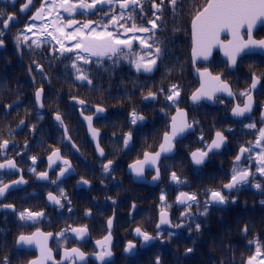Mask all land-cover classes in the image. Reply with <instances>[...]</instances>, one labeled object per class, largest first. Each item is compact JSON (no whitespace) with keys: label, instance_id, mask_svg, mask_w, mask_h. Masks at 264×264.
I'll list each match as a JSON object with an SVG mask.
<instances>
[{"label":"flooded vegetation","instance_id":"flooded-vegetation-1","mask_svg":"<svg viewBox=\"0 0 264 264\" xmlns=\"http://www.w3.org/2000/svg\"><path fill=\"white\" fill-rule=\"evenodd\" d=\"M25 2L26 0H0V31L3 32L0 39L4 41L3 46H0V81L3 82L0 89V128L5 133L1 140H9L8 148L0 150V152H3L8 158L14 159L18 169V171H14V174L0 173V176H2L4 183H11L12 180L19 179L20 175H23V178L27 181L26 184L10 189L3 198H0V203L12 204L15 208V211L0 208V260L8 257L9 264H30L31 261L38 260L41 252L36 244L17 245L16 240L20 234L32 235L39 230L45 234H53L47 240V247L51 249L52 260L45 261V264H54V262L55 264H60L64 250L73 247L80 248L86 255L85 261L78 262V264H102L95 256L101 250L96 242L103 240L110 231V248L113 256L106 258V264H155L157 256L160 257V264H164V245L167 244V239L169 238L167 234L172 232L174 233L173 236L191 237V232L187 230L186 218L181 216L186 211V205L178 203L177 199L176 202H171L170 204L167 202L168 185L167 183L164 184V161L173 157H162L159 163L160 178L155 184L150 182L155 175L154 169L150 167L146 168L144 172L146 180L142 182L136 181L134 176L128 173V165L142 157H133V160L126 165L124 163L125 157H106V151L101 140L103 131L99 125L104 122L108 111L102 105L83 99L85 96L95 94L94 91L86 89V85L91 84H88L87 81L75 80V75H62L60 76L61 79H59L61 82L59 88L51 89L49 84H46V86L36 84L35 86L33 82H30V86H35L34 89L24 92L25 79L41 80L40 76L42 74L36 73L34 76L19 74L21 68L28 65L36 67L39 65L40 67H37L39 71L48 66L54 68V66L58 65L57 68H66L70 65V59L67 57L72 54L65 53L64 56H60L59 52H56V57H53V52L60 48V45L51 36H47V32H53L54 35L59 37V34L54 32V20H59L55 27L63 26L65 32H73L76 27H80L89 21L93 22L92 26L96 27L97 30H102L107 24V30L113 31L114 35L118 32L122 39L131 40V49H133L136 46L145 48L140 41L148 39L150 34L137 31L125 33L126 25L132 22L137 28H151L147 21L155 19V17L148 16L145 18L143 14H140L137 18H133L131 14L134 15V11L128 9L123 10L124 19L120 20L119 12L122 10L114 2L103 6L98 5L95 10L85 11L77 9L72 14L65 12L62 8H57L51 12L46 8L44 19L32 21L30 19L31 16L45 0H32L30 9L26 12H21V5ZM71 2L77 3L78 0H71ZM135 8V10H138L137 8L139 7ZM110 9L111 11H109ZM57 12L59 17H57ZM105 13H108V15H105ZM114 13L117 14L119 21L115 27L109 23V16ZM9 14H14V20L10 21L8 28L5 29L2 19H6ZM69 20L77 21L78 23H75L72 28H68L67 23ZM32 23L36 24L37 27L33 28L32 31H27L26 25ZM120 25H123V27H120ZM43 28H46L47 32L41 34ZM256 31L254 33L256 39L264 38V36L261 38L256 37ZM18 35L20 37L19 48H17ZM244 36L247 38L246 32ZM25 37H28L27 43L24 42ZM136 37H139V39ZM33 40H38L40 46L37 47L35 44H31ZM63 43L66 46H70L75 41L64 39ZM29 45L31 46L29 47ZM108 59L107 56L99 58V60L96 57H91V60L98 62L100 81L104 78V64ZM80 63L82 64V62ZM15 71H18V73ZM256 75L262 76L261 74ZM88 78L93 81L91 76L88 75ZM9 79L17 80L16 85L19 89L9 92L7 83ZM251 79L252 76L250 83ZM73 80L75 86L71 83ZM101 82L103 84L105 81ZM38 89H43L41 98L43 107L36 102L35 92ZM232 90L236 94L235 100L223 98V96L218 97L223 105L227 102L229 103V117L232 121L238 123L235 126L225 122V130L222 131L228 137L227 143L221 151L211 157L210 161L206 162L209 163L214 190H221L222 188L218 189V186L223 187V184L229 181L234 167V158L239 153L240 147H247L250 143L254 144L258 130L264 128V78L261 79L259 87L254 92L252 113L242 119L233 118L231 109L236 103L243 106L245 97H241L239 95L240 92H236L233 86ZM258 92L260 97L257 100ZM9 93H12L15 98L9 100ZM96 94L104 95V92L103 90H98ZM25 95L28 97H25ZM74 99L77 101H73ZM80 100L85 102L84 105L79 104ZM218 102L209 106L217 107ZM201 103L208 105L204 102ZM97 106L103 107L105 112L96 114L95 109ZM260 111L262 116L259 115ZM57 112L64 120V126H61L55 120L54 117ZM254 114L256 118L253 117L251 120L250 118ZM86 116L93 117L91 126L100 131L99 142L105 153L103 157L98 154L95 143L89 134ZM22 120L24 121L23 125L20 123ZM249 123H255L256 128H245L244 125ZM65 126L68 130L67 135L71 137L70 141L65 137ZM229 128L232 129L231 132L227 131ZM234 135L236 136L231 138ZM73 144L76 145V148L72 147ZM226 148H228V151L223 153ZM55 149H59L61 156L71 162L73 170L66 173L56 185H53L51 180L56 179L60 168L63 167L62 162L59 160L49 167L48 157ZM76 149H79V151ZM258 151L260 149H253L250 161L247 160L250 154H244L240 167H250L253 175L249 177L248 183L238 186V190L234 191L246 189L258 191L260 189L255 187L256 184L262 185L264 182V176L256 171L255 152ZM33 156L37 158L35 164H33L31 159ZM107 160H112L113 165L112 171L105 174L102 164L106 163ZM0 162H3L2 159H0ZM178 165L182 166V163L178 162ZM192 165L194 167H202L193 163ZM33 167L36 170L35 173L30 171ZM39 172H47L49 179H38L36 173ZM121 175L124 176V179L121 178ZM125 175L129 177L128 190L124 185ZM81 178L89 183L87 185L78 184ZM169 185H177L171 183L170 176ZM58 187H62L65 190L68 200L71 201V204H69L62 199L63 208L50 202L47 198L50 191L58 194ZM119 191H128L130 201L127 203L120 202ZM181 191L196 194L194 190L178 189L177 196ZM234 191L231 193H234ZM226 193H228L227 190H225V195H227ZM161 194L165 195L164 201L160 199ZM203 203L204 201H200L201 206ZM133 205H135L134 208ZM219 206L222 205L210 207L208 213L216 211ZM69 208H71V211L68 210ZM193 208L198 210L197 213L202 211V207L193 206ZM25 209L40 211L45 215L36 222L21 221L18 213ZM162 211L169 213L171 226L161 225L158 230L157 224L160 223ZM86 212H90V215H86ZM191 212H193L192 217L195 219L198 214L194 209H191ZM109 218L113 221L110 230L107 225ZM180 223H183L182 227H174ZM80 226H86L88 229L86 237L82 240L77 239L75 234L71 232L66 233L64 238H58L55 235L63 229ZM137 227L153 236H156L157 231H159L162 239L143 245L141 238L134 231ZM129 241L136 244V249L132 253H125L124 249ZM182 245L180 247L181 254H185L186 249L192 247L191 244L187 245L185 243ZM64 264H67V261Z\"/></svg>","mask_w":264,"mask_h":264},{"label":"snow or ice","instance_id":"snow-or-ice-1","mask_svg":"<svg viewBox=\"0 0 264 264\" xmlns=\"http://www.w3.org/2000/svg\"><path fill=\"white\" fill-rule=\"evenodd\" d=\"M116 3L119 7V19H124V11L132 9L135 10V7H139L141 12H143V6L140 0H78L77 3H72L71 0H45L41 3V6L36 9L35 13L31 16L32 21L42 20L45 18V9L48 8L49 12L55 11L57 8H62L65 12L72 14L77 11V9H83L85 11L95 10L97 6H103L105 4ZM178 0H152L151 7L155 9L152 15L155 19L148 20L147 23L151 25V28L148 27H139L137 28L135 24L125 29V33L130 31H137L141 33H152L155 35V30H157L160 25L157 21L160 20L161 15L168 10V6L171 5L172 10L175 11ZM32 6V0H26L24 4L21 5L20 11L26 12ZM111 11V9L109 10ZM160 13L161 15H157ZM108 15V13H105ZM57 17L59 13L57 12ZM131 19V17H129ZM14 20V14H9L6 19H2L3 27L6 29L9 26V22ZM258 22H264V0H206V4L202 7L201 10H197L195 15L192 17L191 28H192V56L193 59L197 57H202L207 59L211 54V51L214 47L219 46L224 50L225 56L228 58V66L234 68L237 65L238 57L241 56L245 51H251L253 49H264V39H254L253 38V29ZM59 23V20L53 21L54 32L59 33V37L54 35L53 32H47L46 28L42 29L41 34L47 32V36H51L55 40L60 48L53 52V57H56V52H59L60 56H64L65 53L72 54L67 58L71 59V68L75 71V80L77 81H87L88 84H91L92 81L88 78L86 70L83 68V65H89L93 63L91 57L102 58L107 56L109 59H113V63L123 57L128 59V54L125 52V49H131V40L121 39L120 33L114 35L113 31L107 30L108 25L106 24L102 30H97L96 27H93L92 21L84 23L80 27H76L73 32H65L64 27H55ZM77 21L69 20L67 23L68 28H72ZM109 23L115 27L119 21L117 14H112L109 16ZM37 27L36 24L32 23L26 25L27 31H32L33 28ZM123 27V25H120ZM246 31L247 39L241 35V30ZM222 31H228L232 39L228 40L227 43L220 41L219 34ZM3 35V32L0 31V36ZM139 39V37H136ZM67 39L69 41H75L74 44L66 46L63 43V40ZM148 39H152L151 36ZM148 39H142L140 42L144 45L148 51L138 56L135 59H130V63L134 65L137 72L143 71L144 73L153 72L154 68L157 66V61L162 62L164 54L168 51L166 46H161L163 42L148 43ZM28 37H25L24 42L27 43ZM3 39H0V46H3ZM31 44H35L37 47L40 46L38 40L31 41ZM31 45H29L30 47ZM20 47V37L17 36V48ZM62 50V51H61ZM82 62V64L80 63ZM39 68L40 66L37 65ZM197 72L200 76V87L197 88L191 95L190 99L194 105L199 104L201 101L208 102H222L218 97L217 93H227L228 96H234V94L229 86V84L221 79L220 75H212L207 69L200 71L197 69ZM264 78V75L257 76L255 73L252 75L251 83L248 88L241 91L239 95L245 97L246 99L243 102V106L237 104L231 109L232 115L235 117H244L246 113H250L253 105V96L252 92L257 88V85L260 83L261 79ZM43 89H38L35 92L36 102L43 107L41 103ZM165 90L163 88L159 89V92L163 93ZM181 88L179 85H172L167 89L168 94L165 97V100L169 102L170 107H175V115H171L168 122V130L165 131L162 135V141L159 145V150L154 152H144L141 159H136L133 163L129 164V170L135 174L136 177H142L144 175L146 167L154 169L155 175L152 177L153 181H156L160 178V165L162 155L165 158H168V154L172 153L175 147V144L180 142L181 138L185 136L186 133H190L195 130L196 126L199 124L198 120L193 119L189 122L188 112L179 107V97L181 95ZM157 94L149 91L144 99H153L155 100ZM84 101L80 100L79 104L84 105ZM11 107V106H9ZM105 109L103 107L97 106L95 109L96 114L103 113ZM163 112L164 110L161 109ZM167 114V113H165ZM130 123L132 125H137L145 121L143 115L138 114L135 110L130 114ZM42 118V117H40ZM55 120L59 122L61 126H64V120L61 115L57 112L55 114ZM85 119L89 123V128L92 133L93 139H96L98 132L96 129L92 128L91 122L93 117L86 116ZM21 125L24 124V121H20ZM245 128L255 129V123H249L244 125ZM35 128V126H33ZM67 127L65 126V137L70 141L71 137L67 135ZM228 132H231L232 129H227ZM133 139V133L131 131L123 135V145L127 148L130 142ZM228 137L224 134V131L217 130L214 137L209 141H206L203 135H200L198 142L202 144V147H198L195 150L190 152L191 162L196 166H203L206 162L211 160V157L219 152V150L227 143ZM9 145V140L3 139L0 140V150H6ZM73 148H76V145H72ZM97 151L101 157L104 156V150L99 146V143L96 145ZM260 149V151L255 152L256 156V171L264 176V128L258 130V135L256 137L254 144H249V146H241L239 153L234 158V167L232 169V175L229 181L223 184L221 190H212L206 189L204 195L206 197L203 205L200 204V199L197 194H192L188 192L181 191L177 196V202L183 205H186V211L181 214L182 218H188L191 220L192 213L191 209L193 206L197 208L202 207V211L199 212L201 216H207L209 208L214 205H226L229 202V196L225 195V190L228 193H231L233 190H238V186L246 184L249 182V177L253 175L250 167H240V162L244 157L245 153H249L247 160L252 159L251 153L253 149ZM79 151V149H76ZM0 159L3 162H0V173L14 174V171H18L17 164L14 159L8 158L3 152H0ZM33 164H35L36 157H31ZM49 167L54 164L56 161H61L63 167L60 168L56 179L51 180L53 185H56L66 173H69L73 170L72 164L69 160L64 159L61 156L60 150L55 149L51 152L48 157ZM112 160H107L106 163L102 164V169L105 174H108L112 171ZM30 171L36 172L35 168H31ZM37 178L40 180H48L49 176L47 172L36 173ZM170 180L177 185L185 184L186 181L182 180L175 171H171ZM27 181L23 178V175H20L19 179L12 180L11 183H4L2 176H0V198H3L10 189L26 184ZM89 182L83 178L78 181V184L87 185ZM256 188H260V184L255 185ZM58 194L54 192H48L47 198L50 202L58 205L60 208L64 207L62 199L71 204V201L68 200L67 194L62 187H58ZM161 201L165 200V195L161 194ZM114 202V201H113ZM232 203H235V198H232ZM261 203H264L262 201ZM135 205H133V208ZM0 208L3 209H12L15 211V208L12 204L0 203ZM71 211V208L68 209ZM44 213L40 211H32L30 209H25L18 213L19 219L21 221H32L36 222L40 218L44 217ZM86 215H90V212H86ZM194 222V221H192ZM112 219L109 218L107 225L109 230L112 227ZM161 225H170V221L167 218L166 212H161L160 223L157 224V229L159 230ZM183 226V223L176 224L174 227L180 228ZM192 223H189V228L191 229ZM201 224L195 223V230L200 231ZM135 233L138 237L141 238L142 244L147 245L150 242L162 239L161 233L157 231L156 236L149 234L146 231H143L141 228L137 227ZM244 233H247L248 226L245 225L242 229ZM71 232L75 234V237L79 240H82L86 237L88 229L86 226L80 227H69L61 230L55 235L58 238L66 237V233ZM52 233H42L39 230L33 233L32 235L20 234L16 240L17 245H32L36 244L40 248L41 256L38 260H33L30 264H45V261L52 260L51 249L47 247V240L51 237ZM169 237H172L174 233L169 232L167 234ZM255 241H249L250 244ZM97 246L101 249L98 253L95 254L96 259L101 261L102 264H106V258L113 256V253L110 248L111 244V233L103 238V240H98ZM256 243L255 253L250 255L246 261H242V264H264V251L261 250V245L258 242ZM136 249V244L132 241H129L125 246V253H132ZM192 248L186 249V253H191ZM86 255L78 247H73L70 249H65L63 257L60 264H64L67 261V264H78V262H84ZM0 264H9L8 257H4L0 260ZM55 264V262H54ZM155 264H160V257L157 256L155 259Z\"/></svg>","mask_w":264,"mask_h":264},{"label":"trees","instance_id":"trees-1","mask_svg":"<svg viewBox=\"0 0 264 264\" xmlns=\"http://www.w3.org/2000/svg\"><path fill=\"white\" fill-rule=\"evenodd\" d=\"M140 2L143 12L137 8L138 10H134V15L131 14V16L137 18L143 14L145 18L148 16L154 18L152 13L155 9L151 7L152 0H140ZM205 4L206 0H178L175 11L169 5L163 15L157 13L161 15L157 22L160 27L155 30V35L149 33L152 39H148V43L163 42L161 46H166L168 51L164 54L162 62L157 61L153 72H137L134 65L129 62L130 59H135L148 51L147 48L138 46L125 49L128 59L121 57L115 64L113 59L105 61L104 78L101 80L105 81L103 84L99 79L96 60H92L93 63L89 65H83L88 75L93 78L91 85H86V89L95 92L83 99L102 105L108 111L104 122L99 125L103 131L101 140L106 157H125V165L133 160V157H142L144 152L156 150L163 133L168 130L170 117L176 110L175 107H170L169 102L165 100L168 94L167 89L172 85L180 86L182 91L179 97V107L187 108L191 121L198 120L199 124L194 133L177 143L175 156L164 161V184L168 185L167 202L169 204L176 202L178 189L194 190L200 201H205L204 191L214 190L209 163L199 168L194 167L189 159V153L202 147V144L198 142L200 135H203L206 141H210L215 130H225V122L235 126L238 123L229 117L228 102L225 105L218 102L217 107L202 103L196 106L189 104V96L199 84L191 60V21L196 11L201 10ZM129 10L133 11L131 8ZM133 24L129 22L126 28ZM263 36L264 26L256 31V37ZM71 63L70 59V65L66 68H57L58 65H56L54 68L48 66L41 71L37 70L34 65L22 67L19 71L20 75L42 74L41 80L25 79L24 92L33 90L36 84L44 86L49 84L51 89L59 88L60 76L76 75L71 68ZM198 67H209L213 73L221 74L225 80H228L236 92H241L248 87L253 73L264 75V56L246 55L239 60L237 69L231 71L227 62L220 57L219 53H216L212 61L200 63ZM15 72L18 73V71ZM30 82H33L35 86H30ZM2 83L0 81V89ZM7 83L9 92L19 89L16 85L17 80L9 79ZM71 83L74 85V80ZM161 88L165 90L163 93L159 92ZM98 90H103L104 95L96 94ZM149 91L157 94L155 100L144 99ZM25 97L28 96L25 95ZM259 97L258 92L257 100ZM8 98L11 100L15 96L9 93ZM161 109L164 111L162 112ZM133 110L145 117L142 124L138 122L137 125H132L130 123V114ZM259 115L262 116L261 111ZM253 117L256 118L255 114L250 119L252 120ZM129 131L133 133V139L125 148L123 135ZM4 136L5 133L0 128V140ZM226 151L228 148L223 153ZM178 162H181L182 166H179ZM171 171H175L186 183L170 186ZM125 176L124 185L128 190L129 177ZM121 178L124 179V176L121 175ZM220 188L222 187L218 186V189ZM226 194L229 196V202L219 206L216 211L208 213L207 216L199 215L198 210L192 207L198 216L195 219L191 217V220L187 218L185 220L191 237H169L167 244L164 245V264H242V261L255 253V242H258L261 250L264 251V203H261L264 201V182L258 191L246 189ZM118 196L120 202L130 201L128 191H119ZM233 197L235 203H232ZM190 222L192 223L191 229L189 228ZM195 223L201 224L199 232L195 230ZM245 225L248 226L247 233L242 231ZM249 241L255 242L250 244ZM185 243L191 244L193 251L181 254L180 247Z\"/></svg>","mask_w":264,"mask_h":264},{"label":"water","instance_id":"water-1","mask_svg":"<svg viewBox=\"0 0 264 264\" xmlns=\"http://www.w3.org/2000/svg\"><path fill=\"white\" fill-rule=\"evenodd\" d=\"M192 22V21H191ZM261 26H264V22H258L257 23V25L254 27V29H253V38L254 39H256L255 37H254V33H255V31L259 28V27H261ZM245 30L244 29H242L241 30V35L244 37V35H243V32H244ZM225 38V39H224ZM219 39H220V41H222V42H224V43H227V41L228 40H230V39H232V36H231V34L228 32V31H222L220 34H219ZM244 39L246 40L247 38H245L244 37ZM264 39V38H263ZM191 45H192V28H191ZM216 52H219L220 53V56L222 57V59H224L225 61H227L228 62V58H227V56H225V54H224V50L221 48V47H219V46H216V47H214L213 49H212V51H211V54L208 56V58L205 60V59H203L202 57H197V58H195V60L193 59V56H192V46H191V59H192V65H193V68H194V70H195V73L197 74V76H198V78H199V86L197 87V88H199L200 87V76H199V74H198V72H197V69H199L200 71H203L204 69H207L209 72H211L212 73V75H220V74H214L209 68H198L197 67V64L198 63H200V62H209V61H211L212 59H213V57H214V55H215V53ZM247 54H261V55H264V49H253V50H251V51H245V53H242L241 54V56L240 57H238V61H239V59L242 57V56H244V55H247ZM238 61H237V63H238ZM236 67H237V65L234 67V68H232V67H229L231 70H235L236 69ZM221 76V75H220ZM221 79L223 80V78H222V76H221ZM224 81V80H223ZM225 82H227V81H225ZM228 83V82H227ZM229 84V83H228ZM259 85H260V83L257 85V88L259 87ZM229 86H230V88H231V90H232V87H231V85L229 84ZM256 88V89H257ZM256 89L255 90H253V92H252V96H253V105H252V110H251V112L250 113H246L245 114V116H249L251 113H252V111H253V108H254V92L256 91ZM194 92V91H193ZM232 92H233V90H232ZM192 95V94H191ZM191 95H190V97H191ZM217 95L218 96H224V97H226V98H232V99H234L235 100V95L234 96H228L227 95V93H217ZM190 97H189V102L192 104V105H194L193 103H192V101H191V99H190ZM42 98V97H41ZM246 99V98H245ZM73 101H77V100H73ZM201 102H205V103H207V104H210V105H215L216 104V102L215 103H212V102H208V101H201ZM237 105V103L235 104V106ZM182 109H184L185 111H187L185 108H182ZM105 112V111H104ZM188 112V111H187ZM175 113H176V111L172 114V115H175ZM100 114H102V113H100ZM231 116L233 117V118H235V119H242L243 117H235V116H233L232 115V112H231ZM244 116V117H245ZM188 119H189V115H188ZM86 122H87V124H88V129H89V134H90V136H91V138H92V140H93V142L95 143V146L97 145V143H99V146L101 147V145H100V142H99V135H100V131H98L97 130V132H98V135H97V137H96V139H93V137H92V133H91V131H90V128H89V123H88V121L86 120ZM190 122V121H189ZM91 124H92V122H91ZM93 128V127H92ZM195 131V130H194ZM194 131H192V132H194ZM192 132H190V133H192ZM189 133H186L185 134V136L184 137H186L187 135H188ZM183 137V138H184ZM183 138H181V139H183ZM225 146V145H224ZM223 146V147H224ZM223 147L219 150V151H221L222 149H223ZM102 148V147H101ZM157 150H159V147H158V149ZM156 150V151H157ZM176 151H177V148H176V144H175V147H174V150H173V152L172 153H170V154H168V157H171V156H174L175 155V153H176ZM98 152V151H97ZM98 154H99V152H98ZM104 155H105V153H104ZM162 157H164L163 155H162ZM162 157H161V159H162ZM160 163V162H159ZM146 168H148V167H146ZM128 173H130V174H132L133 176H134V179L136 180V181H139V182H142V181H145L146 179H145V177H144V175L142 176V177H136L135 176V174L134 173H132L130 170H129V168H128ZM158 180H156V181H150V182H152L153 184H155L156 182H157ZM171 183L172 184H175L174 182H172L171 181ZM167 213V218H168V220L170 221V216H169V213L168 212H166ZM167 226H171V221H170V225H167Z\"/></svg>","mask_w":264,"mask_h":264},{"label":"rangeland","instance_id":"rangeland-1","mask_svg":"<svg viewBox=\"0 0 264 264\" xmlns=\"http://www.w3.org/2000/svg\"><path fill=\"white\" fill-rule=\"evenodd\" d=\"M99 31V30H98ZM59 34V33H58ZM121 38V37H120ZM122 39V38H121Z\"/></svg>","mask_w":264,"mask_h":264}]
</instances>
